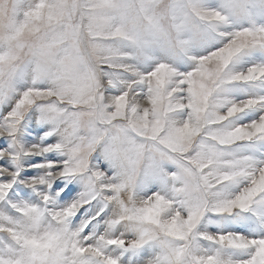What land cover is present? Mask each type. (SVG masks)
I'll use <instances>...</instances> for the list:
<instances>
[{"label":"snow or ice","instance_id":"obj_1","mask_svg":"<svg viewBox=\"0 0 264 264\" xmlns=\"http://www.w3.org/2000/svg\"><path fill=\"white\" fill-rule=\"evenodd\" d=\"M257 17L259 24L218 31ZM206 36L226 42L208 55H188L190 41ZM256 50L264 52V0H227L218 10L202 0H0V103L12 101L0 114V204L17 214L0 210V264H124L123 254L142 249L151 257L143 264H264V236L196 230L206 213L251 214L264 223V157L241 147L264 146V97L221 98L230 84L264 86V62L231 69ZM183 56L191 71L167 62ZM33 108L52 125L41 140L54 134L58 142H18ZM250 110L259 118L231 123ZM98 146L115 176L90 167ZM49 153L64 159L31 164L40 174L21 178L24 157ZM85 173L90 190L57 209L55 198ZM58 180L65 186L50 194ZM151 180L167 191L137 200V184ZM17 186L40 204L16 202ZM97 197L116 208L108 229L72 230L71 218ZM118 225L133 238L114 236ZM199 241L234 250L236 258L222 259Z\"/></svg>","mask_w":264,"mask_h":264},{"label":"rangeland","instance_id":"obj_2","mask_svg":"<svg viewBox=\"0 0 264 264\" xmlns=\"http://www.w3.org/2000/svg\"><path fill=\"white\" fill-rule=\"evenodd\" d=\"M205 7L213 10H218L223 6L227 0H202ZM235 2H240V0H235ZM250 22L259 24L261 22L260 18L257 17L253 21H249L247 18H237L235 22H230L227 25H224L218 31L223 32H232L239 30L241 27H248ZM226 41L215 38L214 36H206L197 38L190 41L188 46V55L192 57H200L208 55L210 52L217 50L219 47H222ZM158 59H166L163 53H156ZM167 62L171 63L172 66L179 72H188L193 69L191 61L187 59L186 56L177 57L174 60H168ZM264 62V52L259 50L253 51L247 55H243L238 58L232 65L231 69L233 72L245 71L248 67L252 66L255 63ZM149 66L145 65L141 70L147 69ZM44 87L42 83L39 85ZM24 85L21 83L18 85V90H23ZM118 94L116 89H108L106 95H116ZM264 97V86L259 85H250L243 83L230 84L225 87L224 92L221 95L222 99L231 100L234 102H239L247 100L249 98H260ZM12 106V101L9 100L4 103H0V114L5 113L10 110ZM224 111V109H221ZM260 113L255 110L246 111L239 114L237 117L233 118L231 123L235 126L241 124H247L259 118ZM35 128L39 130V135H36L32 129ZM52 130V125L43 120L42 114L36 108H33L26 114L22 124L18 128V142L24 146L29 147L33 144H52L56 143L59 140V137L56 135H50L43 141L41 137H44L46 132ZM5 146L7 147V142L5 141ZM244 149V154L253 155L254 158L260 159L264 157V146L262 145H241ZM64 157L56 154L49 153L46 157H37V156H27L21 160V167L24 169L20 173L21 178L27 179L30 176L39 175L40 172L38 169H31L29 166L31 164H41L46 160L62 161ZM94 166L96 169L105 171L109 176L116 175V168L113 167L111 162L105 158L103 155L102 147L98 146L96 151L93 154V157L90 158V167ZM166 171H175L174 167L167 165L165 167ZM64 187V181H56L53 186L50 194H54L56 191H59V187ZM87 173L81 174L76 178L72 179L67 183L65 191L61 193L59 197L55 198V207L57 209L66 207L68 204L81 198L85 193L89 191ZM18 197L16 202H24L29 205L38 206L40 201L38 197L32 193L29 189L20 188L17 186L13 190ZM167 191L165 187L157 180L146 181L143 183H138L134 189V197L137 200L145 199L151 196L153 193L164 194ZM238 191L237 188H230L229 193H235ZM27 193L26 196H21L20 193ZM12 193H10V196ZM122 199H125L122 194ZM101 209H103L101 211ZM0 210L6 211L9 216L15 217L17 214L4 204H0ZM116 212V208L112 204L104 205L99 197L92 199L90 203L85 204L75 216L71 218L70 228L75 230L79 228L82 224H86L81 235H100L103 234L108 229V224L113 218ZM99 213V215H97ZM95 217V219H92ZM90 223H87L88 221ZM199 233L209 234V235H220L225 233H239L240 235L256 238L264 236V223L251 214H242L241 216H236L235 214L231 216H221L213 213H206L201 221L197 225L196 229ZM114 236H119L121 233H124L126 239H132L133 234L131 232L125 231L123 226L118 225L113 230ZM200 246L208 249L211 248L213 252L219 255L222 259L235 260L236 256L234 250L217 248L215 245L210 244L207 241H199ZM151 251V250H149ZM145 250L142 249L136 253H126L123 254L122 259L124 264H143L145 259L151 257H145ZM153 256L155 253L152 254Z\"/></svg>","mask_w":264,"mask_h":264}]
</instances>
